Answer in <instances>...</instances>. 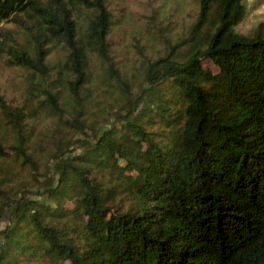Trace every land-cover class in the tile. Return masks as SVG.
Masks as SVG:
<instances>
[{
  "label": "trees",
  "instance_id": "obj_1",
  "mask_svg": "<svg viewBox=\"0 0 264 264\" xmlns=\"http://www.w3.org/2000/svg\"><path fill=\"white\" fill-rule=\"evenodd\" d=\"M245 1L198 0L188 34L157 38L132 87L112 67L108 0H0V69L25 78L21 107L0 94V127L35 183L16 199L0 182V264H264V31H236ZM95 62L117 92L98 130L82 118ZM64 115L84 138L39 172L22 143Z\"/></svg>",
  "mask_w": 264,
  "mask_h": 264
},
{
  "label": "rangeland",
  "instance_id": "obj_2",
  "mask_svg": "<svg viewBox=\"0 0 264 264\" xmlns=\"http://www.w3.org/2000/svg\"><path fill=\"white\" fill-rule=\"evenodd\" d=\"M108 5L116 16V24L108 41L112 67L123 74L132 87L140 81L139 75L145 64L159 55L162 37L169 36L173 42L180 41L188 34L198 14V0H108ZM244 5L246 14L236 27V31L244 36H251L257 29L264 31V0H246ZM3 27L17 35V27L12 25H3ZM160 36L162 37L157 40ZM63 55V48L59 45L50 48L48 58L51 61H59ZM91 71L94 78L88 89L92 102L86 109H88L87 114L88 112L93 114L94 118H90L85 113L82 118L89 120V126L98 130L103 126L104 121L97 110L107 105H114L117 92H113L112 88L101 83L100 78L97 77L101 73L97 62L93 64ZM24 81V75L19 69L2 64L0 94L12 108L22 105ZM63 117L61 123H54L52 119L45 117L37 124L29 143H22L24 152L32 156L39 172L43 171L44 158L56 152L62 143H70L72 136H75V139L84 138L80 134L73 135L74 133L67 127L71 122L69 117L66 115ZM2 118L5 119L0 114V124ZM90 131V128L85 131L89 134V140L93 139ZM16 139L14 131L0 127V146L10 150L7 157L0 158V182L9 196L17 199L21 194L19 191L22 186L32 188L35 183L26 175V170L21 169L11 150V146L16 145ZM48 176L49 181H55L53 177L56 176L52 171ZM9 217V214L4 216L2 227Z\"/></svg>",
  "mask_w": 264,
  "mask_h": 264
}]
</instances>
